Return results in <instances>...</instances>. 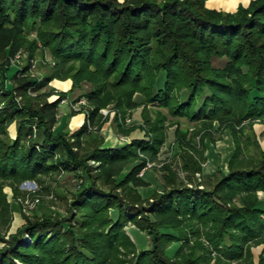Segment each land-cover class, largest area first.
I'll list each match as a JSON object with an SVG mask.
<instances>
[{
  "label": "trees",
  "instance_id": "trees-1",
  "mask_svg": "<svg viewBox=\"0 0 264 264\" xmlns=\"http://www.w3.org/2000/svg\"><path fill=\"white\" fill-rule=\"evenodd\" d=\"M207 2L0 0V264H264V247L259 261L252 253L264 246V148L254 129L264 123V0L234 12ZM23 49L29 60L48 49L50 74L32 75L28 60L10 76ZM55 78L72 79L91 106L73 133L55 131L69 96L49 101ZM129 116L141 122L126 128ZM113 120L131 141L113 145L93 129ZM215 124L233 130L228 171L201 188L163 165V190L145 198L139 188L150 182L139 174L159 161L168 129L176 125L173 149L195 182L202 168L190 150L199 153L196 135ZM64 174L80 181L54 189L65 214L19 205L23 223L4 229L15 217L6 186L24 197L20 185L35 181L41 194ZM147 236L150 246L138 245Z\"/></svg>",
  "mask_w": 264,
  "mask_h": 264
},
{
  "label": "rangeland",
  "instance_id": "rangeland-1",
  "mask_svg": "<svg viewBox=\"0 0 264 264\" xmlns=\"http://www.w3.org/2000/svg\"><path fill=\"white\" fill-rule=\"evenodd\" d=\"M213 3H217L221 6V9L223 11H229L234 12L236 10H232L233 8H238L240 4H243L244 6H248V4H245L244 2L238 0H213ZM242 2V3H241ZM31 36L36 37V33H32ZM42 47V46H41ZM43 49V48H42ZM29 52L25 49L19 51L14 57L11 58V64L12 69L9 73L10 76L14 74L16 69H19L21 66L27 65V62L29 60ZM29 61H32V70L31 73L34 76H46V74H50L52 66L54 65V60L52 58V55L48 49H45L44 55L41 53V50H38L36 56L34 58H31ZM215 65L217 66H223L224 61L222 60H215ZM73 81L72 79H59L55 78V80L51 81L50 86L45 87L44 91L52 90L54 88V92L48 97L49 101H54L55 99L59 98L60 92L62 91H68L69 96L62 100L61 107H60V114H59V123L56 125L55 131H62V130H68L71 133H73L75 126H77L79 123H81V119L83 118L84 121L87 119V115H89L91 111V106L88 103V100L86 97L82 96L80 99L78 97L83 93L82 88H77L74 92L72 91ZM89 85H86L85 88H87ZM33 95H37L38 92L32 91ZM139 96V95H138ZM112 107V105H111ZM111 107H106L101 110V113L106 117L108 113L111 111ZM71 112H75L74 114L70 115ZM123 117L119 115V120L121 121ZM123 120V119H122ZM140 120V119H139ZM119 121V122H120ZM137 119H133L132 116H129L126 120L125 127L128 128L131 123L136 122ZM141 122L140 121H137ZM183 127L189 126L186 119H182ZM197 123L191 124V131H195V125ZM95 131H98L101 135L105 137V139L113 145H118V143H128L130 140L129 135H126L124 133H119L118 126L116 122L113 121H104L102 124V127L98 128V126L93 127ZM256 136L258 137L261 145L264 148V123L263 122H257L254 126ZM175 130L176 125L170 127L168 129V139L166 143L163 145L162 150L159 154V161L157 162H151L154 163L153 167L147 171L144 178L150 182V185L147 187H141L139 188V191L141 194L146 198L150 197L151 194L154 192V190H163V178H162V171L161 167L163 165H171L173 168V171L176 172L177 176L183 180L184 182H187L189 184H200L199 187H204V180L207 176H210L214 174L218 169H222L223 171L227 172L229 169V160L235 150V142L233 138V134L230 128H227L225 130H222L219 128L218 124H215V127L213 130H210L208 132H203L200 135H196L195 142H196V149L199 152L198 154H202L201 156L198 155L196 152L190 150L188 147L187 149L190 150L191 153L195 154L197 159L200 162L202 170L197 172L195 176H193V182L191 179L192 177L188 173V171L184 168V161L182 160L181 156L176 154L175 149L178 150L177 144H176V137H175ZM228 137V138H227ZM226 139V140H225ZM230 139V140H229ZM224 142V143H223ZM229 143V144H228ZM223 146V147H222ZM227 146V147H226ZM175 147V149H173ZM221 149V150H220ZM224 150V151H222ZM224 152V153H223ZM222 159V160H221ZM225 163V164H224ZM91 164L98 165L95 161H91ZM212 165V166H211ZM217 168H216V166ZM215 166L214 168H212ZM191 177V178H190ZM38 184V183H37ZM49 185H51V189L46 192L41 190L40 191V184L37 186H32L33 189L38 188L37 192L39 193H31L26 194L24 197L19 196L18 198L13 197L12 188L9 186L5 187V191L8 192L10 196V200H12V206L15 210V217L10 223V225H6L4 229L9 228L10 232H13L17 229L18 226H20L23 223V215L22 212H25L27 214H32V212L39 206L40 204L42 206H45L44 208L53 210L55 212H61L65 214V206L67 203L64 198H60L56 195V191L54 189H57V186H63L65 187L66 191L74 190L75 188L80 186V181L76 178L64 174L63 176L58 177L57 181L54 179H50L48 182ZM20 185V189L23 191H26L25 188ZM28 192V191H27ZM34 196V197H33ZM259 196L264 198V192L260 191ZM39 197L40 201L37 203V206H34L35 209L28 211L29 209L25 206H28L32 203L33 198ZM70 200V199H69ZM18 201V202H17ZM20 203V204H19ZM29 203V204H28ZM21 210H23L21 212ZM28 209V210H26ZM134 228L132 225H129L127 227V230L131 232V229ZM3 233L6 232V230L2 231ZM133 238H136L135 235H133ZM138 245L143 247H149L150 246V238L147 236L146 239L142 240L141 242H138L136 240ZM179 246V244H175L173 249H170L171 252H174V250ZM263 245L260 246H254L252 248L253 259L254 261H259L260 255L263 251Z\"/></svg>",
  "mask_w": 264,
  "mask_h": 264
},
{
  "label": "built area",
  "instance_id": "built-area-1",
  "mask_svg": "<svg viewBox=\"0 0 264 264\" xmlns=\"http://www.w3.org/2000/svg\"><path fill=\"white\" fill-rule=\"evenodd\" d=\"M154 163L149 162L142 170L139 175L144 176L148 170H150L153 167ZM38 184L35 181H26L23 183V188L26 189V192L28 191V194L37 192L38 188L33 189L32 186H37ZM29 196V195H28ZM34 197V196H33ZM40 201L39 197L33 198V201L31 204H29L27 207L28 211L35 209L34 206H37V203Z\"/></svg>",
  "mask_w": 264,
  "mask_h": 264
},
{
  "label": "crops",
  "instance_id": "crops-1",
  "mask_svg": "<svg viewBox=\"0 0 264 264\" xmlns=\"http://www.w3.org/2000/svg\"><path fill=\"white\" fill-rule=\"evenodd\" d=\"M212 1L213 0H208V2H207V5L210 8H214V9H217L218 8V9H221V6L219 4L213 3ZM240 1L244 2L245 4H248L251 0H238V2H240ZM232 10H237V8H233ZM83 123H84V119L82 118L81 119V123H79L77 126H75V128H74L73 131L77 130Z\"/></svg>",
  "mask_w": 264,
  "mask_h": 264
},
{
  "label": "bare ground",
  "instance_id": "bare-ground-1",
  "mask_svg": "<svg viewBox=\"0 0 264 264\" xmlns=\"http://www.w3.org/2000/svg\"><path fill=\"white\" fill-rule=\"evenodd\" d=\"M228 138V137H227ZM226 140V139H225ZM230 140V139H229ZM224 143V142H223ZM229 144V143H228ZM223 147V146H222ZM227 147V146H226ZM221 150V149H220ZM222 151H224V150H222ZM224 153V152H223ZM222 160V159H221ZM225 164V163H224ZM212 166V165H211ZM216 166V165H215ZM215 166H213L212 168H214ZM216 168H217V166H216Z\"/></svg>",
  "mask_w": 264,
  "mask_h": 264
}]
</instances>
